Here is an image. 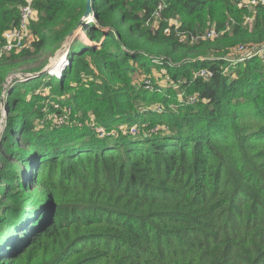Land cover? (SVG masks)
Wrapping results in <instances>:
<instances>
[{
    "label": "trees",
    "instance_id": "1",
    "mask_svg": "<svg viewBox=\"0 0 264 264\" xmlns=\"http://www.w3.org/2000/svg\"><path fill=\"white\" fill-rule=\"evenodd\" d=\"M92 1L82 29L97 44L76 37L61 77L42 71L87 0H33L30 40L0 56V264H264V57L231 61L264 44V5ZM24 3L0 0V49ZM154 60L187 102L144 88ZM47 77L56 123L34 94ZM148 100L177 108L143 113ZM64 105L72 126L59 124ZM134 124L148 133L117 129Z\"/></svg>",
    "mask_w": 264,
    "mask_h": 264
},
{
    "label": "rangeland",
    "instance_id": "2",
    "mask_svg": "<svg viewBox=\"0 0 264 264\" xmlns=\"http://www.w3.org/2000/svg\"><path fill=\"white\" fill-rule=\"evenodd\" d=\"M33 1V0H32ZM92 20H94L93 18H92ZM92 20H90V21H92ZM151 25H152V27H155L156 26V23H154V22H152L151 23ZM103 29V28H102ZM80 35V38H79V40H80V42H83V41H86V42H88V43H91V44H97V42H95V40H91L89 37H87V35L84 33V31H83V29L81 28L80 29V31L78 32V35L77 36H75L74 37V39L76 38V37H78ZM73 39V40H74ZM71 44V43H70ZM77 47L78 48H81V45H77ZM238 48V47H237ZM236 48V51L237 50H239V48L237 49ZM69 52H70V47L69 46H67V48H66V50L65 51H63V52H59V50L57 51V52H55V54L50 58V60H49V66L50 65H53V62H54V64H55V59L57 58V55H59V59H62L61 60V68H60V70L59 71H57V72H55V71H53V70H50L49 71V74L50 75H55V76H57V77H61L62 75H63V73H62V71L65 69V68H68V66H69ZM238 53H235V54H232V58H231V61H232V59H235L237 62H239V61H241L240 60V52L239 51H237ZM250 55V54H249ZM65 56V57H64ZM255 56H262V55H260V54H258V55H255ZM249 57V56H248ZM262 57H264V56H262ZM59 59H57V60H59ZM156 60H154V62H155ZM242 61H244V60H242ZM159 62L158 61H156L155 63H153V65L154 66H152V71H153V73H152V77H145L146 76V74L145 73H142L141 75H140V78L142 79V81H143V86H144V88L145 89H148L149 90V92H152V91H155L156 90V88H155V86H154V82H155V84H157L160 88H162L164 91H167V90H169V89H171L172 91L174 90V91H177L178 90V94H177V96L176 95H169L170 97H172V99H180V101L182 102V103H185V102H187V100H185V96H184V93H183V91L179 88V86H177L176 84H171L170 83V80H169V78L168 77H166V75H165V72L162 70V69H160V68H158V66H159V64H158ZM47 64V65H48ZM46 65V66H47ZM54 69H55V67H54ZM49 70V69H48ZM57 70V69H56ZM46 72H48L47 70H46ZM35 75V76H34ZM34 75H31V78H33V77H37V76H40L41 74H34ZM15 77H12L11 79H10V81L11 80H13ZM48 77H47V79H45L44 80V84L43 85H41L40 87H38L36 90H35V92H34V94H37V93H41V97H42V100L41 101H39V105H42V111H43V113H44V116H43V122H50V123H56V122H54V121H56V119H55V116L56 115H58V114H54L52 111H51V107H54V106H59V108L58 109H62V106H61V104L58 102V101H56V100H54V97H56V95L52 92V89H51V87L50 86H48V85H46V83H47V81H48ZM148 79H151L152 80V86H146V84H145V82L146 83H149V82H151L150 80H148ZM154 79V80H153ZM26 80V79H25ZM154 81V82H153ZM157 92H158V90H156ZM175 102H176V100H172V101H170V102H167L168 104H165V103H163V102H161V101H150V100H148V101H144V102H142L141 103V105H142V107H143V109H142V112L144 111V110H150V109H152L154 112H155V114H157L158 113V115H161V113H163V112H165V109H167V108H170L171 110H174V109H176L177 108V105L175 104ZM195 102V100L194 99H192L189 103H194ZM7 106V103H6V101H5V103H4V105H3V109H4V111H5V113H6V107ZM64 108L63 109H65L66 110V113H71V115L70 116H66V113L64 114V116H65V119H64V121H63V124H61V125H66V126H72V124H71V122L72 121H74L75 119H74V117H73V115H72V112H70L71 110H72V107L70 106V105H68V106H66V105H64L63 106ZM179 108V107H178ZM144 113V112H143ZM142 113V114H143ZM59 121V120H58ZM88 121H90V122H96V115H93V114H90L89 115V118L87 119V125H88V123H90V122H88ZM61 123V121H59V124ZM146 125H147V127H152L151 128V131H152V133H156V132H159V131H165V132H171L172 131V127L170 126V125H168V124H166V123H160V122H156V124H152L150 121H146V122H144ZM145 124H143V127H141V126H139V125H137V124H134V125H132L130 128H129V130H127V128L125 127V126H122V127H120V126H118L117 127V129L119 130V129H121L122 131H123V133H130L131 135H134L135 137H138V136H142V134H147L148 132H147V128L145 127ZM5 126V123H4V121L2 122V126H1V129H3V127ZM165 128V129H164ZM131 129V130H130ZM167 129V130H166ZM105 134H106V131H105ZM111 134H112V137L114 138H119V136L121 135V133L119 132V131H112L111 132ZM108 136V135H107ZM110 136V135H109ZM18 264H22V263H18Z\"/></svg>",
    "mask_w": 264,
    "mask_h": 264
},
{
    "label": "built area",
    "instance_id": "3",
    "mask_svg": "<svg viewBox=\"0 0 264 264\" xmlns=\"http://www.w3.org/2000/svg\"><path fill=\"white\" fill-rule=\"evenodd\" d=\"M250 6L253 5H264V0H247L245 1ZM162 6H160V9ZM36 15V10L33 5L32 0H25V3L22 5L20 10V16L18 24L14 27L7 30L3 35V44L0 49V56L4 52H10L14 49L22 47L27 41L31 38L30 28H29V22L31 19H33ZM219 33L215 29H210L206 31L203 35H198L197 37L201 36L203 38H213L218 36ZM239 52H240V60H244L248 56H255V55H262L264 56V44L262 45H246V46H240ZM250 54V55H249ZM212 73L210 70L202 69L197 73V76L207 77L211 76ZM71 112V111H70ZM71 113H66V116H70ZM65 119V116L63 115L60 118V121L63 122ZM98 131L100 133L105 134V129L103 127H99Z\"/></svg>",
    "mask_w": 264,
    "mask_h": 264
},
{
    "label": "water",
    "instance_id": "4",
    "mask_svg": "<svg viewBox=\"0 0 264 264\" xmlns=\"http://www.w3.org/2000/svg\"><path fill=\"white\" fill-rule=\"evenodd\" d=\"M93 14H94V5H93V1L92 0H87V9L86 12L83 16V18L81 19L78 27L70 33L69 38L67 39V41L62 45V47L59 49V52H63L66 50L67 46L70 45V43L73 41L74 37L78 35V32L80 31V29L82 28V25L84 23H88L90 20H92L93 18ZM49 64L46 66V68L42 71H46L49 69ZM35 76V75H34ZM20 77L24 78L23 75H21ZM29 78H31V75L28 76Z\"/></svg>",
    "mask_w": 264,
    "mask_h": 264
},
{
    "label": "bare ground",
    "instance_id": "5",
    "mask_svg": "<svg viewBox=\"0 0 264 264\" xmlns=\"http://www.w3.org/2000/svg\"><path fill=\"white\" fill-rule=\"evenodd\" d=\"M65 57V56H64ZM57 59H59V55H57V58L54 60V61H57ZM59 60H61V59H59ZM54 63V62H53ZM52 65H50V67H51ZM50 67H49V71H50Z\"/></svg>",
    "mask_w": 264,
    "mask_h": 264
}]
</instances>
